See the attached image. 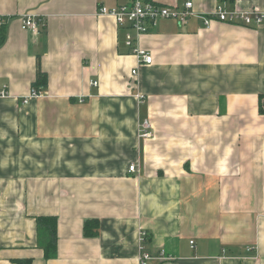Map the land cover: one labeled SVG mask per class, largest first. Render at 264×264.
Wrapping results in <instances>:
<instances>
[{
    "label": "crops",
    "instance_id": "crops-1",
    "mask_svg": "<svg viewBox=\"0 0 264 264\" xmlns=\"http://www.w3.org/2000/svg\"><path fill=\"white\" fill-rule=\"evenodd\" d=\"M154 1L264 12V0ZM130 2L0 0V264H140L142 244L148 264H264V22L161 20L138 38L153 55L140 64L99 13ZM27 12L40 32L22 29ZM38 56L48 85L25 102ZM40 216L57 217L49 259Z\"/></svg>",
    "mask_w": 264,
    "mask_h": 264
},
{
    "label": "built area",
    "instance_id": "built-area-1",
    "mask_svg": "<svg viewBox=\"0 0 264 264\" xmlns=\"http://www.w3.org/2000/svg\"><path fill=\"white\" fill-rule=\"evenodd\" d=\"M101 15H111L115 18L117 23L125 30V44L133 54H136L139 63L151 64L153 61V55L150 51L143 49L138 44V38L140 35L149 32L152 28H155L161 20L170 19L175 20L179 24H185L191 17L200 15L207 26H210L214 19L228 23H241L246 26H258L264 22V12L242 11L238 9L229 10L223 3L217 4V6L209 11L197 14L194 11V3L187 1L183 7L181 6H167L160 4L154 0H131L128 4L120 5L116 8L109 9L107 7H101L99 10ZM21 26L26 31H33L38 33L42 27L45 26V22L41 16L33 12H27L21 15ZM132 74L137 75L138 70L133 69ZM97 85V82H93ZM2 95H7L6 91L2 92ZM43 92L34 86L31 92L25 98V102H28L31 98L41 97ZM141 136L145 138H151L153 136V130L150 128L148 122L143 124ZM129 170L136 172L137 167L135 164L129 166ZM147 233L143 230L140 231L141 241H146L145 236ZM193 244V241H191ZM144 246L142 244L141 254L139 256L140 264H148V261L154 258L150 253L143 251ZM249 251L253 248L249 247ZM172 257H165L161 255V259H171Z\"/></svg>",
    "mask_w": 264,
    "mask_h": 264
},
{
    "label": "trees",
    "instance_id": "trees-1",
    "mask_svg": "<svg viewBox=\"0 0 264 264\" xmlns=\"http://www.w3.org/2000/svg\"><path fill=\"white\" fill-rule=\"evenodd\" d=\"M6 39V26L0 27V46ZM48 85V75L42 71L40 57L37 61V75L33 82V86L37 89H43ZM260 111L264 113V95L260 96ZM38 236L42 240L40 243L44 249L45 257L52 258L57 252V217L56 216H40L37 217ZM99 232V221L97 219H89L84 226L86 236H96ZM19 264H30L29 261H18Z\"/></svg>",
    "mask_w": 264,
    "mask_h": 264
}]
</instances>
